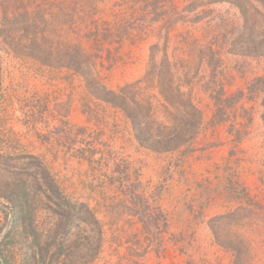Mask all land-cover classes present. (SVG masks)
<instances>
[{"label":"rangeland","instance_id":"obj_1","mask_svg":"<svg viewBox=\"0 0 264 264\" xmlns=\"http://www.w3.org/2000/svg\"><path fill=\"white\" fill-rule=\"evenodd\" d=\"M0 205L9 264H264V4L0 0Z\"/></svg>","mask_w":264,"mask_h":264},{"label":"trees","instance_id":"obj_2","mask_svg":"<svg viewBox=\"0 0 264 264\" xmlns=\"http://www.w3.org/2000/svg\"><path fill=\"white\" fill-rule=\"evenodd\" d=\"M260 3H263L264 4V0H258ZM72 56H70L69 57V61L70 62H74V54L72 53L71 54ZM73 59V60H72ZM197 124V123H196ZM149 137H151V139L153 138V139H155L154 138V135L153 136H151V135H149ZM171 140V137H162L160 140L158 139V140H156L157 142L159 141V142H161V143H166V144H169L170 141ZM156 142V143H157ZM165 144V145H166ZM156 145H158V144H156ZM53 189V193H55L56 192V189L53 187L52 188ZM24 190H22L21 191V193L20 194H22V195H24V193L25 192H23ZM24 197H27V195L26 196H24ZM8 201H9V205H10V207L13 209V221L15 222V221H17V220H21V219H23V215L21 214V211H22V207H23V205H22V203L21 202H19V201H17L16 199H13V198H8ZM27 201V199H25L24 200V202H26ZM58 205H60V202L58 203ZM22 213H23V211H22ZM11 230L7 233V235H6V238H8V237H11ZM5 240V239H4ZM6 243V240L4 241V244ZM2 263H4V264H9L8 263V260H7V257L3 254V250H2V248L0 247V264H2Z\"/></svg>","mask_w":264,"mask_h":264},{"label":"water","instance_id":"obj_3","mask_svg":"<svg viewBox=\"0 0 264 264\" xmlns=\"http://www.w3.org/2000/svg\"><path fill=\"white\" fill-rule=\"evenodd\" d=\"M0 207H1V208H6V209H8V210L10 211V217H9V219H8V222H7L6 228H5V230H4V232H3L2 236H1V239H0V241H1L2 238L6 235L8 229H9V227H10V224H11V221H12V210H11V208L3 207L2 205H0Z\"/></svg>","mask_w":264,"mask_h":264}]
</instances>
